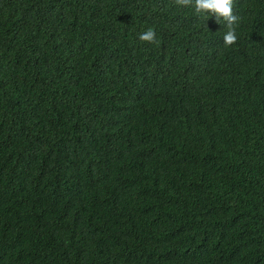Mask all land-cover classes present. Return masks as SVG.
<instances>
[{"label": "trees", "instance_id": "1", "mask_svg": "<svg viewBox=\"0 0 264 264\" xmlns=\"http://www.w3.org/2000/svg\"><path fill=\"white\" fill-rule=\"evenodd\" d=\"M234 13L225 47L174 0H0V264H264V0Z\"/></svg>", "mask_w": 264, "mask_h": 264}, {"label": "clouds", "instance_id": "2", "mask_svg": "<svg viewBox=\"0 0 264 264\" xmlns=\"http://www.w3.org/2000/svg\"><path fill=\"white\" fill-rule=\"evenodd\" d=\"M174 2L178 6L192 7L200 16L214 15L217 22L223 19L227 28L223 36L224 46L231 47L237 42L236 27L241 18L234 13L235 0H174ZM138 39L150 44H158L156 33L151 28L140 33Z\"/></svg>", "mask_w": 264, "mask_h": 264}]
</instances>
